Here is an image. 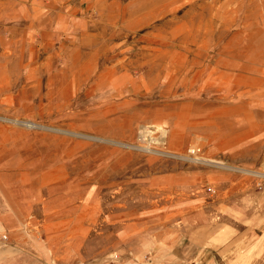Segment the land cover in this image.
<instances>
[{
	"label": "rangeland",
	"instance_id": "obj_1",
	"mask_svg": "<svg viewBox=\"0 0 264 264\" xmlns=\"http://www.w3.org/2000/svg\"><path fill=\"white\" fill-rule=\"evenodd\" d=\"M34 30L51 35V68H21L43 49ZM262 192L264 0H0L8 228L57 263L108 264L122 221L164 239Z\"/></svg>",
	"mask_w": 264,
	"mask_h": 264
},
{
	"label": "crops",
	"instance_id": "obj_2",
	"mask_svg": "<svg viewBox=\"0 0 264 264\" xmlns=\"http://www.w3.org/2000/svg\"><path fill=\"white\" fill-rule=\"evenodd\" d=\"M33 36L43 49H36L27 64L25 54H18L21 68H51V35L40 40V31L34 30ZM235 197L239 196L230 193L219 201L216 218L214 212L206 211L200 221L187 217L180 230L174 227L171 236L164 239L152 240L150 226L121 222L117 217L108 219L109 223L121 222L113 228L117 229L118 243L124 246L119 262L108 264H264V192ZM0 235L8 238L0 241V264H62L50 257L45 244L35 243L25 229L16 225L8 228L1 215ZM135 235L142 237L141 243L130 247L128 242ZM36 249L50 260L36 258Z\"/></svg>",
	"mask_w": 264,
	"mask_h": 264
},
{
	"label": "bare ground",
	"instance_id": "obj_3",
	"mask_svg": "<svg viewBox=\"0 0 264 264\" xmlns=\"http://www.w3.org/2000/svg\"><path fill=\"white\" fill-rule=\"evenodd\" d=\"M104 75V74H103ZM108 76V75H107ZM17 123V121H16ZM21 123V122H20ZM25 123V122H24ZM22 124V123H21ZM28 124V123H26ZM150 136V130H149V127H143V130H142V139L143 141H149V137ZM168 138V133L166 131L163 132V137L162 138H159V141H155L157 142L158 144L160 145H164L165 142L167 141L166 139ZM144 150V149H143ZM196 150V149H195ZM194 150V151H195ZM191 152V151H190ZM195 160H198V159H195ZM195 162V161H194ZM204 162V161H203ZM202 164V163H201ZM218 164V163H217ZM223 166V165H222ZM218 167V166H217Z\"/></svg>",
	"mask_w": 264,
	"mask_h": 264
}]
</instances>
